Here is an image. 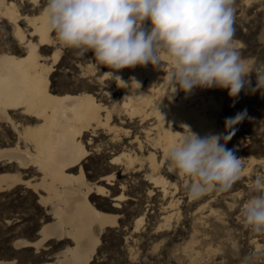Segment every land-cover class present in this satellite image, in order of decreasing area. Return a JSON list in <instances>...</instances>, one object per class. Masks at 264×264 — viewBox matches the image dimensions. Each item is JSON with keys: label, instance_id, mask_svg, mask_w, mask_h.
Segmentation results:
<instances>
[{"label": "bare ground", "instance_id": "obj_1", "mask_svg": "<svg viewBox=\"0 0 264 264\" xmlns=\"http://www.w3.org/2000/svg\"><path fill=\"white\" fill-rule=\"evenodd\" d=\"M44 6L45 0H0V19L10 23L13 38L25 49L22 56L0 52V126H5L13 139L0 146V168L6 167L0 172V193L22 185L38 195L39 204L48 207L51 221L41 226L34 241L14 242L15 249L31 247L38 254L47 249L45 244L50 240L66 242L63 249L57 250L53 261L38 263L88 264L101 244L102 232L116 226L119 217L98 209L91 201L93 194L99 199L111 196L110 209L116 211L126 198L124 180L120 195H112L119 170L142 174L148 196L162 199L157 230L169 229L172 218L180 217L178 190L186 189L184 178L169 173L165 165V154L178 139L174 133L183 132L184 124L200 136L226 135V131L221 122V105L208 91L197 88L187 95L183 91L166 94V81L162 79L170 67L166 61L161 69L136 66L115 73L126 84L134 78L141 85L138 90L134 84L132 90L112 80L113 87H102V96L88 91H56L52 88L51 75L62 51L56 47L49 57L41 54L42 49L56 43L54 33L44 27ZM29 7L33 14L21 12ZM21 21L29 27V37L20 26ZM82 71L84 75H94L95 66L88 64ZM108 71L106 68L105 72ZM104 73L97 78L101 85L111 79ZM102 136L106 140L96 144L95 139ZM245 144L239 138L227 148L240 156L243 151L257 150H249ZM91 150L111 154L110 173L96 181L102 184H91L85 176L83 163ZM243 164L241 179L230 190L213 191L196 200L187 193L193 202L189 205L193 206L192 233L183 252L191 262L198 263L203 258L196 246L207 245L209 234L225 228L224 214L215 207L225 204L229 211H234L235 199H243L254 177L264 174V157L249 156L243 158ZM27 173L33 174L25 178ZM232 191L237 193L231 194ZM228 195L232 202L228 201ZM142 221L143 217L137 219L136 228ZM0 264H14V261L0 260Z\"/></svg>", "mask_w": 264, "mask_h": 264}, {"label": "clouds", "instance_id": "obj_2", "mask_svg": "<svg viewBox=\"0 0 264 264\" xmlns=\"http://www.w3.org/2000/svg\"><path fill=\"white\" fill-rule=\"evenodd\" d=\"M45 30L56 42L74 50L78 57L92 53L104 75L118 86L130 84L116 72L125 68L170 66L163 76L167 95L194 89L227 90L230 98L242 90L264 89V69L255 73L243 58L234 37L235 0H45L42 12ZM146 22L150 26H146ZM246 110L225 118L226 135L200 136L187 124L165 154L169 173L184 178L190 199L213 191H228L241 179L243 158L226 147L235 134L234 126ZM230 130V131H229ZM223 140V143H221ZM252 195L239 209L243 226L264 236V174L250 184ZM258 252L242 257L240 264H254Z\"/></svg>", "mask_w": 264, "mask_h": 264}, {"label": "rangeland", "instance_id": "obj_3", "mask_svg": "<svg viewBox=\"0 0 264 264\" xmlns=\"http://www.w3.org/2000/svg\"><path fill=\"white\" fill-rule=\"evenodd\" d=\"M31 8L22 9L21 12L31 15L33 14L30 11ZM20 26L25 31V35L29 37V27L26 26V23L21 21ZM12 34L10 23L0 19V52H10L22 56L25 49L23 50L22 45L13 38ZM233 39L241 56L250 61L253 70V75L250 78L251 88H255V73L264 69V0H235ZM56 47L62 51L54 66L55 71L51 75L52 88L56 91L71 93L88 91L102 96L100 92L102 87H113L112 79L106 80L104 86L97 81V78L106 71V67H98L92 58V53L78 57L74 54V50L62 48L56 42L51 48L42 49L41 54L44 57H49ZM48 62L51 63V61ZM92 63L95 66L94 75H84L82 67ZM203 90L208 91L209 96L214 97L220 103V115L223 117L221 122L224 128L225 118L234 117L237 113L246 110V117L234 126L235 134L228 141L226 147L230 148L233 142L241 138L246 143L245 145H248L249 150L255 148L257 150L248 153L243 151L241 156L239 153H234L238 158L264 157V89L261 92L248 91L247 93L242 90L234 98L229 97L227 90L216 88ZM11 136L5 126H0V146H4L6 140L13 141ZM95 140L97 144L106 139L102 136ZM90 153V156L85 159L86 162L83 163L86 179L91 184H102L96 181L110 173L108 162L111 154L109 151L101 153L92 150ZM5 169L6 167L0 168V172H4ZM32 174L27 173L24 177H30ZM142 178V174H126L119 170L116 181L113 182L116 191L112 195H120V186L125 182L124 196L126 198L120 203L121 208L116 211L110 209L111 196L108 197L109 199L101 197L99 199L98 196L92 195L91 201L93 204L95 203L96 207H99L98 209L105 213H114L119 217L116 226L107 227L102 232L101 244L93 260L88 264H240L243 256L253 252L259 253L254 259V264H264V236L253 234L245 228L239 215V209L243 205L242 203L250 198L251 191L243 199H235L237 204H235L234 211H229L225 204L215 207L219 213L224 214L222 216L225 228L216 234H209L207 245L196 246L203 258L198 263H193L183 252V247L191 239L193 218V206H189L193 202L191 203L187 198V190H181L182 187L179 184V188H181L178 190L177 196L180 197L181 202L179 203L180 217L178 218V215L175 216L176 218L173 217L170 223L171 227L159 231L157 225L160 224L162 216L160 210L162 199L160 200L157 195L148 196V185ZM237 188L238 192L239 187ZM236 191H232L231 194L237 193ZM229 197L230 195L227 197L228 201L232 202ZM47 208L39 204L36 193L22 185L0 193V260L14 261V264H39L43 260L45 262L54 260V255L63 249L66 242L58 243L50 240L45 244L47 249L40 250L38 254H35L31 247L15 249L13 246L14 242L20 239L34 241L37 238L41 226L51 221ZM142 217V223L136 228L137 219ZM256 245H260V247L257 249ZM207 249H209V253H206ZM38 256L40 260L37 258Z\"/></svg>", "mask_w": 264, "mask_h": 264}]
</instances>
